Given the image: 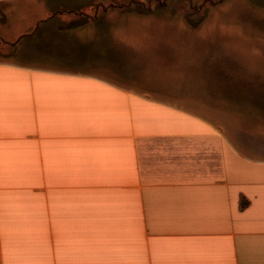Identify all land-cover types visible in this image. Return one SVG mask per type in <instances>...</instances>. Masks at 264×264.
Returning a JSON list of instances; mask_svg holds the SVG:
<instances>
[{
    "label": "crops",
    "instance_id": "obj_1",
    "mask_svg": "<svg viewBox=\"0 0 264 264\" xmlns=\"http://www.w3.org/2000/svg\"><path fill=\"white\" fill-rule=\"evenodd\" d=\"M50 2L0 0L5 38L60 14ZM46 44L32 54L53 65L0 62V264H264V119L230 118L186 76L165 91L103 73L98 40Z\"/></svg>",
    "mask_w": 264,
    "mask_h": 264
},
{
    "label": "rangeland",
    "instance_id": "obj_2",
    "mask_svg": "<svg viewBox=\"0 0 264 264\" xmlns=\"http://www.w3.org/2000/svg\"><path fill=\"white\" fill-rule=\"evenodd\" d=\"M50 1L42 0L45 6ZM57 1L61 21L21 45L16 44L20 38H5L9 8L0 6V62L53 65L32 54L48 49L47 39L90 38L100 43L103 73L115 69L121 77L132 74L153 87L159 82L171 87L173 74L186 76L191 87L205 90L210 102L230 118L264 119V0H65L70 5ZM99 1L100 12L90 13L84 28L59 32V25L75 19L64 12L90 10ZM207 71L211 76L206 80ZM165 91L150 94L179 103L193 99ZM197 97L204 99V94ZM197 103L198 112H206Z\"/></svg>",
    "mask_w": 264,
    "mask_h": 264
},
{
    "label": "trees",
    "instance_id": "obj_3",
    "mask_svg": "<svg viewBox=\"0 0 264 264\" xmlns=\"http://www.w3.org/2000/svg\"><path fill=\"white\" fill-rule=\"evenodd\" d=\"M82 14H84V13H79V14H77V15H80V16H82ZM63 15H61V14H53L51 17H49L48 19H46L45 21H43V22H41L42 24H40V25H38L36 28H34L32 31H30V32H28L26 35H24V36H22L18 41H17V45L18 44H20L21 45V43L22 42H24L25 40H27V39H31V38H33V37H35V36H37L38 34H39V32H42L43 30V27L42 26H47V25H50L51 23H53V22H58V21H61V17H62ZM85 18H87V19H89V15H87V14H85V15H83ZM86 19V20H87ZM58 30H59V32H63V31H70L71 29H68V28H58ZM16 44H14V45H16Z\"/></svg>",
    "mask_w": 264,
    "mask_h": 264
},
{
    "label": "snow or ice",
    "instance_id": "obj_4",
    "mask_svg": "<svg viewBox=\"0 0 264 264\" xmlns=\"http://www.w3.org/2000/svg\"><path fill=\"white\" fill-rule=\"evenodd\" d=\"M156 86H158V87H169L170 85H168L166 82H159V83H157Z\"/></svg>",
    "mask_w": 264,
    "mask_h": 264
}]
</instances>
